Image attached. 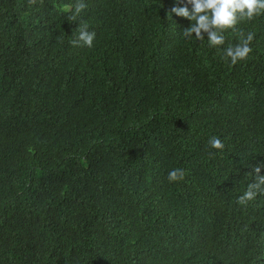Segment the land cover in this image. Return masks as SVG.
<instances>
[{
	"label": "trees",
	"instance_id": "16d2710c",
	"mask_svg": "<svg viewBox=\"0 0 264 264\" xmlns=\"http://www.w3.org/2000/svg\"><path fill=\"white\" fill-rule=\"evenodd\" d=\"M75 3L0 0V264H264V15L231 66L176 0Z\"/></svg>",
	"mask_w": 264,
	"mask_h": 264
},
{
	"label": "clouds",
	"instance_id": "9594fccd",
	"mask_svg": "<svg viewBox=\"0 0 264 264\" xmlns=\"http://www.w3.org/2000/svg\"><path fill=\"white\" fill-rule=\"evenodd\" d=\"M37 2L38 0H27L29 6H34ZM86 7L84 0H76L74 5H65L63 11L67 13L68 21L76 22ZM169 14L171 16L175 14L191 22L189 27L183 29V37L190 39L194 35L197 41L207 39L210 48L221 49L225 44V33L235 32L239 42L235 46L229 45L223 48L222 51L225 61H230V65L235 66L238 62L249 58L253 50L250 45L255 38L253 32L245 33L242 29L238 30L237 25L243 21L251 22L264 15V0H176ZM88 29L89 25L81 21L77 27V34L69 43L74 47L91 48L96 33ZM208 144L212 149L219 151L225 147L215 136L209 139ZM253 173L255 174L253 182L249 183L244 193L237 198L236 203L240 206L246 207L258 195H264V175L260 174L261 166L254 167ZM184 178L185 171L181 168L171 169L167 176L169 183L179 182Z\"/></svg>",
	"mask_w": 264,
	"mask_h": 264
}]
</instances>
